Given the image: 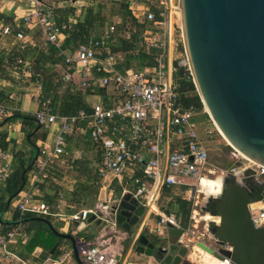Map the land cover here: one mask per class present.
Listing matches in <instances>:
<instances>
[{
	"label": "built area",
	"instance_id": "2783aa9c",
	"mask_svg": "<svg viewBox=\"0 0 264 264\" xmlns=\"http://www.w3.org/2000/svg\"><path fill=\"white\" fill-rule=\"evenodd\" d=\"M55 1L14 0L22 15L0 17V36H12L15 46L8 61L23 67L26 74L30 72L23 53L31 44L27 31L35 29L43 45L55 49L59 63H53L52 67L61 70V80L65 84L74 83L92 101L89 111L79 110L73 115H59L52 111L47 100L39 101L34 112L36 123L44 128L56 125L57 132L50 148L43 146L38 150L30 169L29 186L14 197L19 218L12 225L0 218V261L18 259L9 245L18 237H27L23 217L29 214L67 218L76 222V227L91 219L90 223L94 225L91 239L76 238L78 256L84 264H118L125 243L132 236L135 241L141 229L147 228L139 221L137 231L132 234L117 223V203L125 196L143 207L141 218L157 216L154 226L149 229L151 233L167 237V224H170L182 231L175 239L177 244L186 245L193 251L201 249L197 243L213 249L215 242L204 230H198L200 222H207L204 215L191 210L186 226L175 214L160 207L165 188L175 187L188 194L203 178L216 177V170L208 159L207 131L201 120H195L205 110L202 107L197 111L187 106L180 92L178 80L191 77V74L182 48L177 0H144L139 4L133 0H114L124 1L135 21L145 26L134 54L141 51L149 58L136 68L126 67L124 54L112 50L115 23L106 25L87 43L64 50L62 45L73 30V22H55V4L66 0ZM12 4V0H0V15ZM129 37L130 32H126L125 38ZM151 50L156 54L150 57ZM179 71L182 76L177 75ZM2 84L0 79V90ZM7 113V107L0 103V118ZM74 131L93 143L98 153L94 184L107 196L91 207L65 216L54 214L35 190L38 180L46 178L45 167L64 154L67 138ZM238 162L241 164L236 165ZM248 169L253 171L251 177L264 183V167L242 157L220 174L241 180ZM11 172L8 155L0 148V182H5ZM114 190L118 191L115 197L112 196ZM257 211L254 221L264 224V203ZM216 247L231 251L227 244ZM209 256L213 264L231 263L227 257L220 260ZM196 258L188 255L191 264H199Z\"/></svg>",
	"mask_w": 264,
	"mask_h": 264
},
{
	"label": "water",
	"instance_id": "95a60500",
	"mask_svg": "<svg viewBox=\"0 0 264 264\" xmlns=\"http://www.w3.org/2000/svg\"><path fill=\"white\" fill-rule=\"evenodd\" d=\"M177 2L182 48L208 119L234 151L264 167V0ZM252 173L246 170L241 180L228 174L218 176L221 192L208 195L200 206L203 213L219 221L203 225L205 235L215 242V251L202 243L196 246L217 259L229 258L230 264H264V224L254 221L264 203V183L251 177ZM117 207V223L134 231L143 207L129 196L120 199ZM36 220L45 223L57 237L68 240L76 263L81 264L76 236L58 232L46 219ZM146 231L134 241L136 252L154 254L158 264H191L188 255L193 250L175 241L182 234L180 229L167 224V237L152 233L153 238ZM225 244L231 251L216 247Z\"/></svg>",
	"mask_w": 264,
	"mask_h": 264
},
{
	"label": "crops",
	"instance_id": "0c3cea01",
	"mask_svg": "<svg viewBox=\"0 0 264 264\" xmlns=\"http://www.w3.org/2000/svg\"><path fill=\"white\" fill-rule=\"evenodd\" d=\"M47 1L53 2V0ZM133 1L139 4L144 0ZM12 2L13 4L8 6L10 9L5 10L4 14H1L0 17H3L2 15H7L9 17H13L15 14L19 16L22 15V11L18 9L17 2H14V0H12ZM63 3L64 2L61 1L55 5H58L57 7H62V12H66L65 8H67V4L63 5ZM83 3L84 0H73L69 5L70 8H73V11L69 12L68 14L65 13V15L68 16L66 18V22H73V29L76 28V24L80 20V8ZM106 25L109 24L105 23L99 29H92L85 41L80 43H76L77 41H72V39H70L69 35L72 34V30L70 33H68L69 38H65L62 48L64 50H73L79 44L87 43L90 39L98 35L101 29ZM27 33L31 39V44H29L27 49L24 51L23 57L31 68L38 53L41 51L47 53L48 47L43 45L41 36L37 30H28ZM12 42V36H0V79L3 81L0 90V103L5 105L8 109L7 115L0 118V148L8 155L12 170L9 178L15 172L19 171L20 166L22 165L27 167L29 162H31L32 167L36 157L38 156V150L43 146H48L50 148L54 142V134L57 132L56 125H51L48 128H39L38 124L34 123V126L37 125L36 129L38 128V130L32 137L35 142V145L33 146L28 141V132L32 131L33 124H29L20 118L11 121H5L7 117L18 113L34 116V112L38 108V103L41 101L40 98H42V87L40 82L37 80H32L31 70L28 74H26L23 67L15 66L8 61L9 55L13 53L15 49V46L12 45ZM56 59V61H51L47 56H43L38 62V67L40 71L46 72L47 74H50L52 77H54L53 89L55 90H53V93L55 94L57 100V107H59L65 97V95H63V91L73 90L76 88V85L74 83L65 84L63 81L59 85L55 84L57 80L59 82V75L61 74L60 69H54L52 67L53 63H59V59L57 57ZM21 82L22 84H20ZM85 100L89 106L91 97L89 98L86 96ZM55 113L57 112L55 111ZM87 139V137L83 138L77 131H74L71 135H69L67 138L64 154L49 162L45 167L46 178H40L38 180V186L35 192L40 200L50 206V209L54 214H61L65 216L70 215L77 212L81 208L93 206L99 199L107 196L104 191H99L98 187L94 184V181L96 180L95 164L98 153L96 152L95 147L91 145V142L86 141ZM3 144H5L4 147L2 146ZM33 150H35L34 156L31 155ZM31 167L26 171V184L23 189H26L27 186H29L31 180ZM8 179L5 182H0V218L6 223H9V225H12V223H15V221L19 218V214L14 207L15 195H13L14 197H9L8 192L6 191ZM117 192V190H114L112 196H117ZM5 202L7 204L4 207ZM161 204L162 203L160 202V207ZM172 206L174 207V204H172ZM176 210L178 212L177 208ZM168 213L175 214L174 211H170ZM31 216V218L26 219L23 217V226L27 233V237H18L13 243L9 245L10 251H12V253L18 259H13L10 261L2 259L0 264H77L72 253L70 242L59 237L58 240L55 241V243L59 241V244L53 254H50V251L55 243L51 248L38 246L35 247L31 252H28L27 243L33 237V235L36 234L35 229L38 226L37 223L35 224L34 222H41L36 220V218L46 219L53 227V224L57 225V228L54 227V229H56L58 232L70 233L76 237H79L78 233L80 231H86L85 229L88 227L92 228L91 232L93 234L94 225L86 220L84 222V226L80 228V225L79 227H76L77 224H74L67 218L51 216L37 217L34 215ZM156 220V215H149L147 218H141L140 225L143 224L147 226V228L143 227L141 229V233H144L146 229H148L146 234L149 238H153V234L149 229L154 226ZM43 224L45 225V223ZM136 229L130 233L133 234L134 232L135 234V231H137ZM44 244L47 246V243ZM134 247L135 242L134 237L132 236L125 243L124 250L118 257V264H158L154 254L148 256L144 253L136 252ZM78 259L81 264H84L79 256ZM197 260L199 261V259Z\"/></svg>",
	"mask_w": 264,
	"mask_h": 264
},
{
	"label": "trees",
	"instance_id": "16d2710c",
	"mask_svg": "<svg viewBox=\"0 0 264 264\" xmlns=\"http://www.w3.org/2000/svg\"><path fill=\"white\" fill-rule=\"evenodd\" d=\"M113 4H119V8L115 10L113 7H111V16L113 15H119L121 17V23L117 26L115 23V42L111 45L112 50L114 52H122L125 56L126 62L125 66L129 67L132 66L134 68L138 67L140 63L145 59L149 58V55H146L145 53H142L141 51H138L136 54H134V51L137 49L136 42L141 40V33L145 29V26L143 24L137 23L135 19L131 16V12L128 9L127 4L124 1H114L109 0ZM58 6V5H57ZM98 6H102L101 4ZM62 7H56L54 9L55 13V22L57 24L65 23L66 18L68 16L65 15L69 12H72L73 10L70 7L65 8L66 12H62ZM102 9L98 8L97 12L94 13L93 7H88L84 13L80 17L79 22L76 24V28L73 29V32L70 36V39L72 41H77L76 43H80L85 41V39L89 36V33L92 29L96 28L99 29L102 27L103 24H105V21H107V17L102 14ZM4 19L9 18L7 15H2ZM131 24L133 28H135V31L132 32L128 27V25ZM130 32V37L125 38V33ZM69 36L67 38H69ZM67 40V39H66ZM47 53H44V51H41L38 53L37 57L35 58L34 64L31 66V74H32V80H37L40 82L41 85V91H42V98L40 100H48L50 108L55 112H57L60 115H73L79 110L89 111V106L86 103L85 97L87 96V93H83L82 91L78 90L77 88H74L73 90H65L63 91V95H65L62 103L57 107V100L55 97V94L53 93V78L50 74H47L46 72L40 71L38 62L43 56H47L49 60L56 61L55 57V49L49 48L47 50ZM156 54L155 50H151L150 57ZM58 75V74H57ZM178 76H182V71H179ZM180 83V92L182 95V98L184 99V103L187 106H192L193 109L197 111L202 110V104L199 100V97L195 91V87L192 83L191 77H183L178 80ZM62 83V80L59 78V82H55V84L59 85ZM52 92V93H51ZM207 117L206 115L201 116V118ZM22 119L23 121L28 122L29 124H33L32 131L28 132V141L33 146L35 145L34 140L32 137L34 136L35 132L38 130L36 129V126H34V123H36L34 116L32 115H24V114H13L5 119V121H11L16 119ZM208 119V118H207ZM39 128H41L39 126ZM86 141L91 142L89 139ZM91 145L94 147L93 143L91 142ZM3 147L5 144L2 145ZM29 165V167H28ZM26 166L22 165L20 166L19 171L15 172L7 181V189L9 197H12L13 195H16L21 189L25 187L26 184V178L25 174L26 171L31 167V162ZM177 191H181L180 193H183L182 189H177L175 187H168L165 188L162 196L170 197V200L167 202L166 205L161 204V207L165 210V212L174 211L175 215H179L180 217H183L187 219L189 217L191 209L189 208L190 202L182 199L181 195L176 193ZM6 202L4 203V207L6 206ZM174 204V207L172 206ZM167 207V209H166ZM176 208L179 210L177 212ZM175 209V210H174ZM182 211V212H181ZM181 212V213H180ZM186 214V215H185ZM32 216L29 214L24 215V218H31ZM178 217V216H177ZM37 223L36 231L33 235V237L28 241L27 245V251L31 252L35 247H52L56 240H58V237H56L51 231L48 230L47 226L44 225L41 222H34ZM182 223L185 225V221L182 220ZM47 243V246H45L44 243Z\"/></svg>",
	"mask_w": 264,
	"mask_h": 264
},
{
	"label": "rangeland",
	"instance_id": "374dc122",
	"mask_svg": "<svg viewBox=\"0 0 264 264\" xmlns=\"http://www.w3.org/2000/svg\"><path fill=\"white\" fill-rule=\"evenodd\" d=\"M53 1L56 2L55 0H53ZM72 1L73 0L63 1L64 2L63 5L67 4L66 7H69V5ZM100 4L102 5L101 7L98 6ZM88 7H93L94 13L97 12L98 8L102 9L101 10L102 14L105 15V17H107V21H105L106 24L116 23V25L118 26L121 23V17L119 15L115 14V15L111 16V13H112L111 7H113L115 10H117L119 8V4H113L109 0H84V3L80 8V17L82 15H84V13ZM71 9L73 10V8H71ZM132 27L133 26L131 24H129L127 28H129L131 30ZM20 84H22V82ZM91 101H92V99H91ZM203 115H206V113L204 112V113L200 114V118H196L195 120H201L204 124L202 127L205 128V130L207 131L206 141H207V146H208L209 164L211 166H213L214 169L216 170V172H215L216 177H209V178L217 180L216 178H218L217 176L221 175L220 174L221 171L228 170L233 164H235L237 161H239V158L241 156L239 154H236V152L230 146H228L227 142L218 133V131L212 125L211 121L209 119H207L208 117L201 118V116H203ZM31 155L32 156L35 155V150L32 151ZM25 157H26V155H25ZM180 192L181 191H177L176 193L180 194L182 199H185V200L190 202L189 208L191 210L194 209L197 212H199V214H201V215L205 214L200 210V206L202 205V203H204V200H206L208 198V196L205 192L201 191V189L198 186H193L191 189V193L185 194L184 192L183 193H180ZM169 200H170V197L163 195L161 197L160 202L162 204L166 205ZM166 209H167V207H166ZM190 214H191V211H190ZM177 216L181 221L182 220L185 221L186 226L189 225L188 218L185 219L183 217H180L179 215H177ZM53 225H54V227L57 228V225H55V224H53ZM203 225H204V222H200L198 224V230L199 231H203ZM85 230L86 231H80L78 233V236L83 238L84 240H90L92 237V232H91L92 228L88 227ZM197 259H199L198 257L196 258V261L199 264H201V262H199Z\"/></svg>",
	"mask_w": 264,
	"mask_h": 264
},
{
	"label": "bare ground",
	"instance_id": "6f19581e",
	"mask_svg": "<svg viewBox=\"0 0 264 264\" xmlns=\"http://www.w3.org/2000/svg\"><path fill=\"white\" fill-rule=\"evenodd\" d=\"M214 127L218 131L216 126H214ZM218 133L226 141V139L223 137V135L219 131H218ZM227 144L230 146V144L228 142H227ZM237 154H239L242 158L246 159L240 153H237ZM216 179L217 180L203 178L199 182L198 187L201 189V191L205 192L207 194V196L208 195L209 196H215V195H217V194H219L221 192V188H222V184H221L220 178H216ZM203 219H205L207 222H216L217 223L219 221V219L217 217L211 216L209 213H205ZM197 254H200L199 255L200 256L199 257V261L201 262V264H213V262H211L210 259H209L211 257L205 251H203L201 249L199 251L198 250H194L193 253H192V258H195Z\"/></svg>",
	"mask_w": 264,
	"mask_h": 264
}]
</instances>
